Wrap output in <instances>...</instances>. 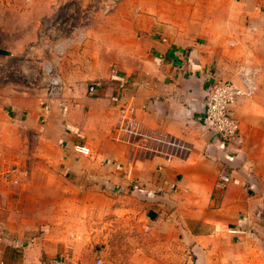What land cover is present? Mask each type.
<instances>
[{
    "label": "crops",
    "instance_id": "1",
    "mask_svg": "<svg viewBox=\"0 0 264 264\" xmlns=\"http://www.w3.org/2000/svg\"><path fill=\"white\" fill-rule=\"evenodd\" d=\"M249 1L233 0L236 10L193 11L141 37L134 30L120 37L119 27L94 24L82 54L74 44L60 67L63 102L40 99L47 97L45 88H0L1 115L14 121L0 130L13 131L16 145L24 126L42 130L41 140L62 152L65 182L44 188L62 195L67 209L61 222L32 213L28 226L39 233L33 238L0 234V264H45L60 255L66 264H81L79 241L104 243L105 233L114 246L98 251L97 261L109 252L116 258L105 264L125 257L126 264H264V11L249 10ZM21 5L16 10L22 12ZM7 9L1 6L2 13ZM83 14L74 25L82 24ZM121 47L131 59L126 74L111 69L121 65ZM7 54L0 49V59ZM249 70L257 89L232 106L240 136L224 149L204 124L206 91L219 81L243 86ZM28 96L36 100L25 103ZM124 105L135 131L122 125ZM75 145L89 147L90 155L76 153ZM222 171L232 181L220 191L215 182ZM2 193L0 219L9 225L20 218L21 208L11 207L18 191ZM120 241L127 246H117Z\"/></svg>",
    "mask_w": 264,
    "mask_h": 264
},
{
    "label": "rangeland",
    "instance_id": "2",
    "mask_svg": "<svg viewBox=\"0 0 264 264\" xmlns=\"http://www.w3.org/2000/svg\"><path fill=\"white\" fill-rule=\"evenodd\" d=\"M10 1L8 3L7 0H0V49L8 53L7 58L2 57L0 59V88L7 84L26 87L35 92H39L44 88L47 91L46 75L48 72L46 66L43 65L44 62L54 59V70L51 75L53 74L56 78L60 77L62 80L60 67L68 57V53L73 49L71 47L66 51L62 49L59 52L58 50L57 52L51 50L52 45H50V42H54V44L63 43L64 37L59 39V37L53 35V37L46 40L47 44L44 40L42 42L39 40L41 27L48 16L56 13H66L65 15H67L71 9L74 12L81 10L84 13L85 18L89 19L86 25L85 39L81 41L78 38L76 42L80 45V53L82 54L90 37V35L88 36V30L94 24L98 28L117 26L121 29L117 33L120 37H127L128 30H134L136 36L141 37L144 32L149 31L147 30L149 28L151 32H155L159 27H165L177 19L186 20L187 16H192L193 11L210 12L214 10L217 12L223 11V9L229 10V8L232 10L240 9L233 0H116L117 6L106 14L102 11V8L106 7V4L111 5L115 0H35V3L25 0L22 5L17 0ZM53 1L55 2L53 3ZM237 2L244 4V0H237ZM52 3L53 6L49 9V5ZM20 5L22 12L20 9L17 8L16 10L15 8V6L20 7ZM1 6H8L5 13H2ZM248 9L264 11V0H250ZM118 11L121 14L115 20L113 16ZM96 16L107 18L97 23L98 20L94 21ZM213 19H216V16ZM2 21L5 22L4 25L1 24ZM98 37L102 38L105 35L100 34ZM103 44L110 45L108 41H103ZM128 51V49L122 47L118 50L121 65H114L111 69H118L120 73L124 74L128 72L131 60L127 55ZM17 54L21 56L18 57ZM99 71L98 69L97 74ZM62 93L63 89L61 94L55 97L50 98L47 94V97L45 94L42 96L43 93L38 97L42 100L43 98L44 100L48 99L50 102H63ZM32 100L36 99L28 96L25 103H31ZM47 104L46 102L43 106L45 107ZM7 109L9 110V108ZM10 122H14L13 119L5 120L0 112V127L2 129L4 127L9 128ZM43 124L44 121H40V125ZM42 132V130L24 126L22 142L16 145L13 131L0 130V201L3 199V191L14 189L18 191V194L14 196L13 200L15 202L11 206L12 210L16 207L21 208V212L17 211L20 218L10 219L9 222L11 223L9 225H6V221L2 222L0 219V234L6 231L7 233L15 231V234H22L24 239L33 238L39 233L34 227L36 233L33 234L32 227L30 224L28 226L32 213H36L40 221L61 222L63 212L67 211L63 206L62 195L47 193L44 188L50 183L55 186L62 185L65 178H61L59 174L64 171L62 152L59 148L49 146L43 142L41 140ZM15 197L21 202H18ZM26 213L30 214L29 217L26 216ZM76 213L78 214V210ZM76 216L78 215L73 216V220ZM76 228L79 229L80 227ZM111 228V226H107L105 232L110 233ZM90 230V233H93L92 237H95L96 226L93 225ZM106 234L105 239L107 240L104 243L93 241L90 243L89 240L86 243H81L79 241L77 261L81 264H96L98 251L107 246V251H112L111 246H114V244L111 241V236H106ZM117 246L125 248L127 242L120 241ZM112 256V252H109L107 258H101L102 264H105V260L107 262L116 260V258L112 259ZM126 261L125 257L120 259L119 263L126 264Z\"/></svg>",
    "mask_w": 264,
    "mask_h": 264
},
{
    "label": "built area",
    "instance_id": "3",
    "mask_svg": "<svg viewBox=\"0 0 264 264\" xmlns=\"http://www.w3.org/2000/svg\"><path fill=\"white\" fill-rule=\"evenodd\" d=\"M106 5V7L102 8V11L108 14L117 6V1H113L111 5ZM79 11L74 12L71 9L67 15H65L66 13H56L55 15L48 16L41 27L39 40L41 42L44 40L45 44H47L46 40L53 37V35H56L59 39L64 37L63 43L54 44V42H50V45H52L51 50L54 52L70 49L74 44H77L78 38L84 41L86 25L89 19H86L84 16L82 24L78 26L74 25L77 23ZM67 36L68 38H66ZM43 65L46 66L48 72L46 75L48 97L60 95L63 89V82L60 77L56 78L53 74L51 75L54 70V59L46 60ZM253 74L252 70L247 72L243 86H239L232 81H219L211 84L206 91L203 112L204 124L207 126L208 131L215 135L217 141H219L224 149H227L240 136L239 122L233 116L231 109L239 98H252L255 94L257 87L253 80ZM95 91L96 85H91L89 87V94H93ZM119 96H117V100L121 101ZM122 125L128 131H135L137 127L131 109L125 105L122 108ZM74 151L81 155H90L91 153L90 148L85 145H75ZM231 181V175L222 171L218 174L215 188L223 191L229 186ZM230 233L236 234L241 232L233 229L230 230ZM67 260L66 255H60L57 258L47 260L45 264H66ZM97 264H102L101 260H98Z\"/></svg>",
    "mask_w": 264,
    "mask_h": 264
}]
</instances>
